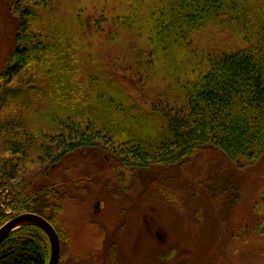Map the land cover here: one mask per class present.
Segmentation results:
<instances>
[{
  "label": "trees",
  "instance_id": "trees-1",
  "mask_svg": "<svg viewBox=\"0 0 264 264\" xmlns=\"http://www.w3.org/2000/svg\"><path fill=\"white\" fill-rule=\"evenodd\" d=\"M120 1L109 15L93 0H7L16 29L0 73V227L34 213L54 228L61 194L43 180L77 152L116 157L130 171L181 164L205 148L240 167L264 157V0ZM51 11L60 18L48 20ZM206 29L209 42L226 41L201 45ZM86 31L112 46L111 69L84 51ZM129 76L139 86L157 76L175 96L145 99L143 111ZM49 258L35 226L0 244V264Z\"/></svg>",
  "mask_w": 264,
  "mask_h": 264
},
{
  "label": "rangeland",
  "instance_id": "rangeland-1",
  "mask_svg": "<svg viewBox=\"0 0 264 264\" xmlns=\"http://www.w3.org/2000/svg\"><path fill=\"white\" fill-rule=\"evenodd\" d=\"M93 2L109 15L121 3ZM54 11L45 17L58 20ZM15 29L7 0H0V73ZM84 33L79 35L84 51L100 59L102 70L111 69L112 46L100 35ZM213 34L206 29L196 39L205 47L226 41L214 35L209 42ZM129 79L134 82L130 88L139 90L132 94L143 111L160 92L175 96L156 82L157 76L140 86L136 78ZM145 99L150 101L144 104ZM102 155L74 153L43 180L61 194L54 221L60 264H264V157L240 167L205 148L181 164L130 171L116 157Z\"/></svg>",
  "mask_w": 264,
  "mask_h": 264
},
{
  "label": "water",
  "instance_id": "water-1",
  "mask_svg": "<svg viewBox=\"0 0 264 264\" xmlns=\"http://www.w3.org/2000/svg\"><path fill=\"white\" fill-rule=\"evenodd\" d=\"M35 226L42 230L50 244V258L48 264H57L60 254V244L53 226L43 217L34 213H21L14 215L0 227V244L14 230L22 226Z\"/></svg>",
  "mask_w": 264,
  "mask_h": 264
},
{
  "label": "flooded vegetation",
  "instance_id": "flooded-vegetation-1",
  "mask_svg": "<svg viewBox=\"0 0 264 264\" xmlns=\"http://www.w3.org/2000/svg\"><path fill=\"white\" fill-rule=\"evenodd\" d=\"M58 263H59V261H58ZM58 263H57V264H58Z\"/></svg>",
  "mask_w": 264,
  "mask_h": 264
}]
</instances>
